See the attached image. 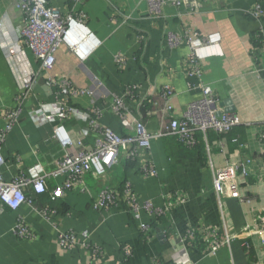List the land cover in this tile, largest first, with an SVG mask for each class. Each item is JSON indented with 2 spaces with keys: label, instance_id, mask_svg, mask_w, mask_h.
Segmentation results:
<instances>
[{
  "label": "crops",
  "instance_id": "0c3cea01",
  "mask_svg": "<svg viewBox=\"0 0 264 264\" xmlns=\"http://www.w3.org/2000/svg\"><path fill=\"white\" fill-rule=\"evenodd\" d=\"M179 1L176 5L165 0L161 15L156 17L150 14L147 0H48L63 16L84 15L78 25L86 29L93 46L81 56L75 48L62 45L53 67L39 71V62L28 49L13 50L19 42L20 18L15 0H0V132L6 123V109L16 106L15 97L23 93L19 121L0 143L4 161L0 174L5 180L27 174L36 164L45 172L55 169L64 153V147L53 137L54 127L59 124L75 144L81 141L86 149L92 148L98 134L88 130L86 120H49L43 114L58 99L85 112L97 106L101 110L100 122L122 133L111 105L114 96L124 97L133 116L144 123L148 132H155L166 121L159 92L168 85L174 90L169 99L170 118H180L187 103L201 93L188 86L197 80H188L184 74L188 69V47L169 48L168 31L220 35V52L202 61L201 80L220 100L230 99L241 119L228 135L218 137L209 131L203 137L199 133L195 150L183 147L174 136L153 139L141 157L121 159L111 169L107 182L117 190L129 181L140 201L150 200L156 207L172 203L165 218L141 212L140 222L152 225L149 235L141 233L139 221L125 208H93L101 180L91 174L85 175L84 184H75L55 200L50 195L63 177L50 178L46 192L37 195L35 208L27 204L17 210L0 208V264H166L181 244L187 245L192 264H247L243 243L248 244L245 248L255 260L252 264H264V243L257 235L241 233L246 223L260 227L264 219V0ZM255 5L261 8L259 18L249 12ZM117 55L123 60L121 65L115 62ZM34 72L31 85L24 89L27 77ZM48 78H65L78 89H89L93 97L58 95L46 84ZM129 84L140 85L138 92L152 95L151 101L143 105L136 98L125 97ZM97 85L105 93L103 96ZM244 158L252 159V172L247 182H241V194L253 201L241 205L235 198L236 201L226 198L219 203L209 161L220 166ZM143 159L153 164L156 176L143 173ZM48 206L54 209L50 219L41 213ZM233 206L240 214L234 215ZM223 217L228 231L238 237L228 244L222 233ZM18 218L25 220L33 238L22 239L14 233ZM192 227L217 229L221 247L212 253L209 244L187 240ZM69 230L77 233L76 243L64 248L58 234ZM83 231H87V239L80 236Z\"/></svg>",
  "mask_w": 264,
  "mask_h": 264
},
{
  "label": "built area",
  "instance_id": "2783aa9c",
  "mask_svg": "<svg viewBox=\"0 0 264 264\" xmlns=\"http://www.w3.org/2000/svg\"><path fill=\"white\" fill-rule=\"evenodd\" d=\"M78 1V0H72ZM178 5L179 0H170ZM150 14L159 17L162 12V5L165 0H147ZM14 8L19 12V42L13 46L16 52H22L24 48L28 49L33 57L39 62V71L49 70L55 62L57 50L66 45L75 48L71 44V34L75 26L81 24L84 15L74 17L72 14L61 15L59 11L49 5L48 0H15ZM255 18L261 15V8L255 5L249 11ZM3 23L0 21V28ZM263 32V30H261ZM166 42L169 48H177L180 45L188 47V69L184 72L188 80L196 79L197 83L189 82L188 86L192 89L200 90L201 96L187 103L180 118H170L171 105L169 99L173 96L174 90L171 86L165 85L159 92L162 101L163 121L155 132H148L144 123L133 116L132 111L125 104L124 97L114 96L111 105L112 111L117 115L122 133H116L108 126L100 122L101 110L95 106L88 112L81 111L71 105H66L63 101L57 100L51 108L43 110L47 119H57L59 121L68 118L82 119L88 122V130L98 134L94 140L92 148L86 149L81 141L75 144L67 135L62 124L54 127L53 137L56 138L64 147V153L57 160L55 169L49 172L43 171L40 165L36 164L29 168L27 174L19 173L10 180H5L0 174V208L6 207L11 210H17L22 204H27L35 208V202L27 193L40 195L46 192V181L50 178L63 177L59 184L51 193V200L61 198L66 191L72 189L75 184L83 183L86 174H91L95 179L101 180V188L96 201L93 202L94 209L125 208L134 220L138 222V228L143 235H149L152 225L150 223L140 222L142 211L150 213L155 217H166L169 214L172 203L168 201L162 207H156L152 201H140L134 191L131 183L125 181L122 188L117 190L108 184L110 171L119 164L121 159L136 160L141 157L143 150L150 149L151 140L174 136L176 140L188 149H193L197 145V134L201 133L206 137L209 131L215 133L218 137L228 135L235 127L241 124V119L233 112H227L221 105L220 100L212 88L202 82V61L212 55L220 52V35L218 33L201 34L199 32L176 33L168 31L166 33ZM76 49V48H75ZM78 52V50L76 49ZM80 53V52H78ZM83 56L82 53H80ZM117 65H121L123 60L120 56L115 57ZM36 73H31L24 83L23 88L31 85ZM46 84L56 89L58 95L82 94L93 97L89 89H78L65 78H48ZM100 90V86H96ZM140 85L129 84L125 87L124 96L136 98L139 103L149 101V94L139 93ZM23 93H19L16 98V106L6 109V123L0 132V143L4 137L11 132L18 123L21 114V102ZM151 101V100H150ZM155 106L157 101H152ZM264 140V129L261 133ZM237 142L236 139L232 140ZM242 148L243 144H238ZM221 146V150H222ZM207 152L209 148L207 146ZM0 153V167L3 163ZM252 159L244 158L237 162L226 161L223 165L216 166L210 160L208 163L212 186L221 203V199L236 198L241 205L250 204L253 199L249 196H242L241 182L248 181L251 176ZM142 170L146 176H156V169L153 164L143 159ZM120 195L123 198H120ZM180 199V197H177ZM124 199V200H121ZM182 201V200H181ZM124 205V206H123ZM42 216L50 219L54 210L45 207L41 210ZM223 237L228 244L236 237L228 231L226 220H222ZM203 232L201 242L210 245V251L216 252L222 245L219 231L217 229H200ZM14 233L22 239H30L34 234L23 218H18L14 227ZM221 233V234H222ZM241 233L249 236L257 235L264 243V219L260 222V227L256 224L246 223L241 228ZM83 239L88 238L87 231L80 233ZM196 236L195 229H189L186 238L192 242ZM77 233L72 230L59 232L58 242L64 247H72L76 243ZM86 242V241H85ZM166 264H192L187 245L181 244L176 247L171 254L170 261Z\"/></svg>",
  "mask_w": 264,
  "mask_h": 264
},
{
  "label": "trees",
  "instance_id": "16d2710c",
  "mask_svg": "<svg viewBox=\"0 0 264 264\" xmlns=\"http://www.w3.org/2000/svg\"><path fill=\"white\" fill-rule=\"evenodd\" d=\"M146 104V101H144V103H143V105H145ZM238 127V126H237ZM237 127H235L230 133H232ZM229 133V134H230ZM198 137H199V133L197 134V145H196V147L195 148H193L192 150H195L197 147H198V142H199V139H198ZM177 141V140H176ZM177 143H179L178 141H177ZM180 145H182L181 143H180ZM183 146V145H182ZM183 147H185V146H183ZM186 148V147H185ZM189 150H191V149H189ZM29 196H31L32 197V199H33V201L35 202L36 200H37V195H34V194H32L31 192H28L27 193ZM44 194V193H43ZM42 195V194H41ZM50 199H51V197H50ZM57 199H59V198H57ZM236 199V198H235ZM234 198L233 199H230V201H236ZM49 208H51L50 206H48ZM52 209V208H51ZM54 210V209H53ZM233 210H234V215H238V214H240V212H239V209L237 208V206H233ZM238 214H237V213ZM164 217V216H163ZM159 218H161V217H159ZM165 218V217H164ZM193 229H195V231H196V236H195V238H194V240H193V242L194 243H197V244H203L202 242H201V237H202V233L200 232V230H197V228L196 227H192ZM189 238H187V240H188ZM235 239H238V237L237 238H235ZM241 239V238H240ZM190 240V239H189ZM243 240V239H242ZM246 244L247 243H243L242 245H243V248H242V253H244V257L247 259V264H252L253 262H255V260L253 259V258H251V251H249L248 249H246L245 247H246ZM248 245V244H247Z\"/></svg>",
  "mask_w": 264,
  "mask_h": 264
},
{
  "label": "bare ground",
  "instance_id": "6f19581e",
  "mask_svg": "<svg viewBox=\"0 0 264 264\" xmlns=\"http://www.w3.org/2000/svg\"><path fill=\"white\" fill-rule=\"evenodd\" d=\"M83 30H84V34L81 33ZM85 34H87V37ZM70 38H71L70 39L71 44L82 54H86L90 50V48L93 46L92 45L93 39L88 38V32L83 26L76 25L74 32L71 34Z\"/></svg>",
  "mask_w": 264,
  "mask_h": 264
},
{
  "label": "water",
  "instance_id": "95a60500",
  "mask_svg": "<svg viewBox=\"0 0 264 264\" xmlns=\"http://www.w3.org/2000/svg\"><path fill=\"white\" fill-rule=\"evenodd\" d=\"M221 105L224 106L225 111L233 112L236 114L235 108H234L233 104L231 103L230 99H224L223 102L221 103Z\"/></svg>",
  "mask_w": 264,
  "mask_h": 264
}]
</instances>
